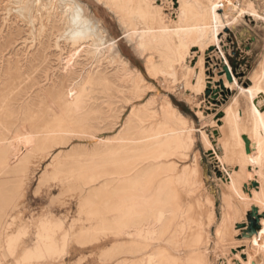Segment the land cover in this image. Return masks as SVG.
<instances>
[{
  "label": "rangeland",
  "instance_id": "1",
  "mask_svg": "<svg viewBox=\"0 0 264 264\" xmlns=\"http://www.w3.org/2000/svg\"><path fill=\"white\" fill-rule=\"evenodd\" d=\"M81 1L88 4L95 14L98 12L103 16L122 54L142 72L148 82L144 84L141 91L137 92L134 83L124 85L118 81L115 76V64L111 63L112 56L109 57L110 52L107 53L108 47L105 44L100 45L95 51L98 53L93 56L83 50L82 43L73 44L65 36L63 39V36L59 35L64 33L66 25L60 17L54 26H51L55 34L52 35L50 30L41 40L42 43L35 45L37 41L34 43L33 38H38V32H40L42 19L40 15L33 34L31 27L26 25L27 23L21 20L22 17H19V13H15L12 8L16 6V3L0 0V168L3 167L4 162H9L3 171V176L5 175L3 180L6 181L8 191L6 210L10 212L8 217L10 225L5 232L7 234L5 238L19 230H27L26 235L19 240L17 255L5 257L2 264H22L19 259L20 253L35 246L41 222L49 219L63 223V227L55 238H57L58 246H64L67 253L63 257L53 254L48 256L49 259L46 257L34 261L36 262L34 264H116L122 258L111 253L119 243V239L113 233H100L97 240L88 241V243L86 241L85 244L79 241L78 235L80 231L89 229L92 223H96L102 217L101 215L112 220L116 211L110 209L116 203V199L124 191L134 189L131 184H128V180L139 168L150 162V159L135 161L134 156L138 152L137 149L142 148L149 141L139 132L137 123L129 122L127 129L126 125L132 110L137 107L142 108L143 104L150 99L154 100L153 106L146 109L144 114L150 116L154 112H159L162 105L160 99L164 97L168 98L188 118L196 140L191 152L189 151L187 155L189 157L177 153L165 158L164 164H166L165 161L172 160L180 171L185 165L193 164L195 160L202 172L205 189L210 197L214 198L216 215L211 224L204 215L207 212L205 207L201 206L200 209L195 210L198 217L201 211L203 212V228L205 229L203 244L198 252L206 253L208 264H240L242 261L241 264H246L250 254L255 256V264H264V251L247 241V235L244 234L247 229H242L249 227V214L245 213L247 208L237 196H234V202L241 209V217L245 215L247 217L242 219V223L236 224V227L242 230L238 235L233 236V239L231 234L224 236V241H221L216 234L223 215L224 195L231 193L224 183V178L228 177L222 163L223 161L225 164L236 162L243 151L248 150L253 143L254 122L249 100L252 94L250 88L252 75L264 62V0H239L244 1L243 10L235 12V16L230 17L224 26L219 25L218 39L205 52L207 61L210 63L206 64V73L209 72L213 83L212 80L207 79V86L202 94L189 87V89L185 88L182 81L178 83L163 75L156 77L149 74L145 58L136 52L124 35L116 14L97 0ZM250 1L254 3L260 15L252 11L249 6ZM155 3L164 8L163 12L168 15V18L177 17L180 5L178 0H155ZM58 11L62 12L60 9ZM219 12L223 14L224 10L220 9ZM197 50L199 49H192V51ZM154 58L155 61L160 62L159 57L154 56ZM189 61L191 65L193 64L192 66H195L198 57H190ZM226 63L232 68L237 78L236 83L233 74L230 79L226 73L224 69V66H227ZM87 75H93L92 77L96 79L107 76L116 83L113 86L115 90L112 89L110 92L102 89V91L98 85L86 84ZM226 81H232L231 83L234 84L229 90L222 88ZM85 84L88 89L86 92H81ZM138 85H141L139 81ZM262 85L263 94H261L259 110L261 109L260 113L264 117V82ZM215 91L216 95L211 96L210 92ZM230 109L241 111L238 135L233 134L226 120V112ZM199 110L203 113H199ZM205 130L209 139L211 138L215 152L203 142ZM45 134L48 135L45 136ZM220 137L221 143H227L228 146V153L221 161L222 163H219L216 153L221 152V145L218 142ZM23 139H26L25 142L29 140L27 143L32 145L29 146L28 154L26 151L22 152L27 154L25 158H22L24 160L21 159L22 156H19L20 160L17 162L3 160L1 149L7 148L5 154L7 159H11L14 154H18ZM110 152L112 155H108ZM55 155L59 160L54 158ZM126 157L129 159L121 160ZM252 166H254L253 171L258 168V165ZM252 166L250 165L249 169ZM236 167L239 169L238 166ZM69 169L72 172H69ZM257 177L255 176V181L252 173L249 182L244 183V190L251 196L253 194L251 188L260 186ZM145 183L149 187V178ZM196 195L198 196L199 193ZM84 197L87 198V205L83 209L84 212H79V204ZM195 198L180 191V201L184 207L192 205ZM94 210H100V214L91 215ZM247 211L251 212L250 209ZM260 218H264V212ZM258 228L256 227L257 231ZM65 233L69 236L63 241ZM171 248L174 250V246ZM3 251L2 247L0 259ZM179 254L189 256L192 252L190 249L181 247ZM232 254L236 255L233 261ZM230 256L232 259L229 258ZM237 257L239 259L235 261ZM238 260L242 261L239 263Z\"/></svg>",
  "mask_w": 264,
  "mask_h": 264
},
{
  "label": "bare ground",
  "instance_id": "2",
  "mask_svg": "<svg viewBox=\"0 0 264 264\" xmlns=\"http://www.w3.org/2000/svg\"><path fill=\"white\" fill-rule=\"evenodd\" d=\"M9 1L16 3V6H12V8L15 10V13H19V17H22L21 20L23 19V21L27 23L26 25L31 27V32L33 34L38 24V16L40 15L42 18L38 38H33L34 43L37 41L35 45H40L42 43L41 40L43 37H46L47 33L52 29L51 26H54L56 20L60 17L66 25L64 33L59 35L63 36V39L65 36L69 41L71 40L73 44L82 43L83 50L93 56L98 53L95 51L100 45L105 44L108 47L109 51L107 53L109 54L110 52L109 57L112 56V59L110 58L112 62H110L115 64V76L118 81H121L124 85L130 82L134 83L133 85L136 87L137 92L141 91L144 84L148 82L142 72L122 54L117 40L112 37L104 20L98 17L97 14L89 8L90 6H88V4L81 0ZM97 1L104 3L116 14L117 21L124 35L133 45L136 52L145 58L147 72L149 74L156 77L163 75L178 83L182 81L185 88L189 87L193 91L201 94L205 91L207 79L212 80L209 72L206 73V64H210L205 56L206 50L218 39L219 25L224 26L225 23L229 21L230 17L235 16V12L242 11L244 8V1L240 2L239 0H178L180 5L177 10V17L175 16L176 18H172L169 15L170 18H168V15L163 12L164 8L159 7L155 3V0ZM249 6L255 14L260 15L253 2L250 1ZM59 9L62 10L61 13H59ZM220 9L224 10L223 14L219 12ZM62 13H64L63 16L61 15ZM50 32L52 35L55 34V31L51 30ZM39 48L41 47L39 46ZM193 48H198L199 50L192 51ZM88 54L87 56H89ZM154 56L159 57L160 62L155 61ZM194 56L198 57V61L195 66H192L193 64H190L189 58H194ZM226 65L228 66L227 63ZM228 67L233 74L232 68L230 66ZM87 76L88 79L85 83L98 85L101 88L100 90L103 89L111 92L112 89H114L113 86L116 84L107 76H102L98 79L92 77L93 75ZM233 77L236 83L237 78L234 74ZM231 78L232 76H230V79ZM138 81L141 83L140 86L138 85ZM251 81L252 86L250 88L252 89V94L250 95L249 101L251 102L252 110H250L252 111L251 115L254 122L252 146L248 150L243 151L241 156L239 158L237 157L238 159L236 162L225 164L223 160L228 153V146L227 143H221V137L218 139L221 145V152H216L218 161L219 163L223 161V163H221L225 166L224 169L228 177L227 179L224 178L226 181H224V183H226L232 194L227 193L224 195L223 215L217 227L216 234L221 241H224V236L231 234L233 239V236L236 234L238 235L240 230L247 229L244 232L245 236L247 235V241H250L255 247H259L264 251V218H260V215L264 212V117L260 113L261 109L259 110L261 94H263L261 86H263L262 84L264 82V62L254 72ZM231 82L232 81L224 82L222 88L225 90L231 89L234 86ZM86 84L81 88V92L87 91L88 87ZM92 90H94V88H92ZM210 95L215 96L216 91L214 93L210 92ZM65 96H67V94ZM69 96L71 97V95ZM160 100H162V105L159 112H154L150 116L144 114L146 109L153 106L154 100L150 99L143 104L144 106L142 108L137 107L132 110L128 119V124L126 125L127 129L131 122L137 123L139 132L149 141L145 146L137 149L138 152L135 154L134 160L150 159V162L146 166L139 168L136 173L134 172L135 175L128 180V184H131L134 189L131 191H124L116 199V203L110 209L116 211L115 217L112 220H108L101 215L102 217L96 223L91 222L92 224L89 229H83L79 232L78 239L85 244L86 241L88 243V241L97 240L98 234L100 233H113L119 239V243L111 253L122 257L116 264H208L206 253L198 252L203 244L205 233V229L203 228V212L201 211L198 217L195 214V210L197 208L200 209L201 206L205 207L207 212L204 215L207 217L209 224H211L214 215H216L214 198L210 197V194L206 191L205 182L201 175L202 172L198 167L199 165L195 163V160H193V164L185 165L180 171L177 170V165L172 160L168 162L165 161L166 164H164L165 158H169L177 153L186 157L188 153L191 152L196 140L194 130L191 128L188 118L179 111L168 98L164 97ZM240 112L241 111H237L236 109H230L226 112L227 123L231 126L234 135H238L240 132V129L238 130V121L240 122V117L242 116ZM199 113L203 112L199 110ZM66 116L67 115H65V117ZM145 124L149 125L146 126ZM47 135L48 134H45V136ZM247 136H245V138ZM203 139V142H205L204 144L214 151V146H212L213 144L210 140L211 138L209 139L206 130L203 132ZM23 140L24 141L20 144L21 148L18 154H14V157L11 159H7V155L5 154V151L8 149H1L3 160H14V162H17L20 160L19 156H22L21 159L25 158L28 151H30L29 146L32 145L27 143L29 140L26 142V139ZM30 143H32V141H30ZM10 149L12 150V148ZM23 151H26L27 154L22 153ZM11 152L9 153L11 154ZM108 155H112V153L110 152ZM54 158L57 159L58 156L55 155ZM64 159L66 158L64 157ZM128 159L127 157L121 158V160L124 161ZM57 163L59 164V161H57ZM8 164L9 162H4L3 167L0 168V249L2 247L4 249L0 264H2L5 257L17 255L19 240L27 233V230L23 229L5 238V232L10 225L8 219L10 212L6 210L8 191L6 190V181L3 180L5 178V175L3 176V171ZM250 165H256V167L258 165V168L253 171L252 169L254 166L249 169ZM236 166H238L239 169H236ZM22 168L24 169V167ZM61 170L62 169H60V171ZM69 172L72 171L69 169ZM252 173L254 178L258 176L257 180L260 186L258 185V187L251 188V192L253 193L251 196L244 190V183H246L245 181L249 182ZM148 178L150 180L149 187L145 183ZM74 179H76V177ZM254 180L256 181V178ZM181 190L193 198H195L197 193H199V195H196L197 197L194 199L192 205L184 207L180 201ZM234 196H237V198L245 204L247 210L250 209L253 211L254 207L257 208L255 216L258 217L260 221L258 231L249 232V227L247 228V226L242 229L236 227L237 223H242V219H246L247 217L246 215L241 217V209L238 204L234 202ZM86 199L85 197L81 199L79 212L83 211L86 207ZM9 202L10 201H8V203ZM247 210L245 213L248 215L249 211ZM99 211L100 210H94L91 212V215L98 216L100 214ZM62 227L63 223L59 220L49 219L42 221L36 235L37 242L35 246L33 248H27L20 253L19 259L21 263L34 264L36 263L34 261L46 257L48 258V256L53 254H59L60 257H63L65 253H67V249L65 250L64 246H58L56 242L57 238H55ZM68 236V233H65L63 241L67 240ZM173 246L174 250L171 248ZM181 247L186 250L190 249L192 254L189 256L179 254ZM195 251L197 252L193 254ZM235 256L234 254L233 259L231 256L229 258L233 261ZM237 259H239V257H237L235 261H237ZM255 259V256L250 254L249 260H246L248 263L245 261L244 263L255 264Z\"/></svg>",
  "mask_w": 264,
  "mask_h": 264
},
{
  "label": "water",
  "instance_id": "3",
  "mask_svg": "<svg viewBox=\"0 0 264 264\" xmlns=\"http://www.w3.org/2000/svg\"><path fill=\"white\" fill-rule=\"evenodd\" d=\"M225 69L227 70V74L229 75V77L232 76V73H231L229 67L225 66ZM208 93H209V91H208ZM256 211H257V208L254 207L253 211H251L249 213V221H250L249 229H248L249 232H255L257 230L256 227L260 226L259 225V218L255 216Z\"/></svg>",
  "mask_w": 264,
  "mask_h": 264
},
{
  "label": "trees",
  "instance_id": "4",
  "mask_svg": "<svg viewBox=\"0 0 264 264\" xmlns=\"http://www.w3.org/2000/svg\"><path fill=\"white\" fill-rule=\"evenodd\" d=\"M97 16L100 17V18H102V19H104L103 16H101L100 14H98V12H97Z\"/></svg>",
  "mask_w": 264,
  "mask_h": 264
}]
</instances>
